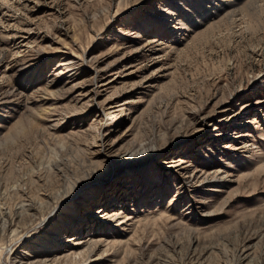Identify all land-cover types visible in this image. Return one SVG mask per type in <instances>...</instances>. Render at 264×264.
<instances>
[{
    "label": "rangeland",
    "instance_id": "rangeland-1",
    "mask_svg": "<svg viewBox=\"0 0 264 264\" xmlns=\"http://www.w3.org/2000/svg\"><path fill=\"white\" fill-rule=\"evenodd\" d=\"M211 2L0 0V206L22 229L14 254L237 264L242 247L264 264V3L201 19ZM185 3L199 24L179 15ZM33 202L30 219L20 206Z\"/></svg>",
    "mask_w": 264,
    "mask_h": 264
},
{
    "label": "bare ground",
    "instance_id": "bare-ground-1",
    "mask_svg": "<svg viewBox=\"0 0 264 264\" xmlns=\"http://www.w3.org/2000/svg\"><path fill=\"white\" fill-rule=\"evenodd\" d=\"M220 2H211V4H209L207 6V8L203 9L202 12V18L201 19H205L207 17L206 10H211V13H213L214 18H217V20L219 21H224V20H228V19H232L237 17L238 15H241L242 13H244V11H250L253 10L255 12H258V8L261 6L260 2L264 3V0H219ZM244 3H247L246 7H242L241 5H244ZM185 5L184 4L183 8H179V15L182 16L184 19V21L187 22V24L189 23L190 26H193V23H200L199 22H190L189 21V17L190 14L188 12H185ZM209 13V12H208ZM249 14V13H248ZM186 22H184V26H186ZM62 62L59 64V66L62 67H67V68H71L72 66V58H63L61 60ZM74 62V61H73ZM50 89L48 88H43L40 92H39V98L40 99H45L48 98V96H53L52 93H50ZM52 107V105L48 106V107H41V111H39V113L37 114V116H35L34 118L36 120L40 119L39 117H48L47 115L50 112V108ZM104 116H106V114H104ZM46 127H42L40 128L41 132H45ZM49 129H54L53 125H49ZM153 147L154 145L151 144ZM138 147V146H137ZM149 147V145H145V144H141L140 147L137 150H141L144 148ZM153 147H149L146 150H142L138 153L147 151ZM176 166L181 167L183 161H181V159H179V161L175 162ZM98 164V163H97ZM201 175H197L195 178H201ZM202 179V178H201ZM75 191H77V189H75ZM41 205V202L35 203H28V204H22L20 207H22L26 214H28V217L31 219L32 216H34L37 212L39 211V207ZM36 216V215H35ZM100 216H104L108 219H114L117 217L116 212L112 211V212H107V211H101ZM131 219H133V216L130 214L129 215H125V219L122 220L120 222V224H122L124 227H126L128 224H126L128 221H130ZM0 225H1V230H0V237L5 234L8 233L10 234V237H12V242L8 247H3L0 245V264H60L62 261L66 260V259H70L73 258L75 260H78L80 257H82L84 255V252L79 251V249L77 248H69L66 250H63L62 252H59L57 255H55L54 251H51V254H41L40 256H35L34 259L27 257L26 255H18L20 254L19 252L17 254H14V252H12V247L14 245H16L17 242H19V238H20V232H22V229L20 228V225L18 224V222L13 219L12 217V211L10 209H8V211H4L2 206H0ZM105 245L111 244V243H115L116 241L114 240H105ZM118 243H121L120 241H117ZM192 243L195 242V240L191 241ZM77 243H82V244H87L88 246L91 245L93 243V241H89V240H85L83 242L79 241ZM125 248L128 247V244L124 245ZM247 250L243 249L241 247L240 250L237 251L238 256H239V260L237 264H249L250 263V254L246 253ZM14 254V256L12 257V255ZM6 256V259L8 263H5V261L3 260V257ZM91 256H88L82 260H80L78 263L76 264H86V260L89 259ZM95 259H97V257H95ZM196 259H199V257H196ZM249 259V260H248ZM89 264V263H88Z\"/></svg>",
    "mask_w": 264,
    "mask_h": 264
}]
</instances>
